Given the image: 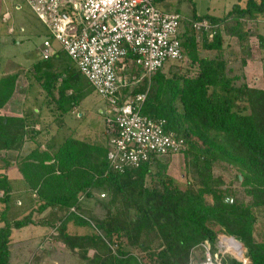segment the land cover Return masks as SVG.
Returning <instances> with one entry per match:
<instances>
[{
    "label": "trees",
    "instance_id": "obj_1",
    "mask_svg": "<svg viewBox=\"0 0 264 264\" xmlns=\"http://www.w3.org/2000/svg\"><path fill=\"white\" fill-rule=\"evenodd\" d=\"M191 17H185L179 38L183 59L198 68L196 73L167 75V62L132 88V94L148 91L143 115L165 120L167 131L184 137L186 188L167 182V165L159 158L124 172L114 170L108 159V128L107 145L73 136L44 141L36 128L42 123L40 112L0 114V151L5 156L28 141L36 145L15 161L3 159L0 168V264H13V232L29 225L54 227L56 240L88 264H190L193 251L204 249L202 243H209L214 255L223 234L240 240L247 258L244 263L230 257L226 264H264V240L255 236L256 211L264 209V88L248 85L245 56L240 63L230 62L226 44V38H236L241 53L248 52L253 25L264 19V0H248L245 7L236 3L221 17L195 9ZM204 19L219 27L213 36L204 32L200 46L191 25ZM259 40L264 44V35ZM46 67L51 69L50 62ZM50 69L44 81L54 93L62 74L51 75ZM18 77V72L0 77V108L13 96ZM69 81L60 84V100L76 104L88 94H83L79 78L68 96ZM58 117L63 124L64 115ZM11 167L26 182L23 197L12 192ZM218 168L231 178L226 180ZM96 192L101 214L83 215L80 195L88 200ZM228 197L232 203L226 202ZM44 212L43 219L34 218ZM71 222L91 228V233L69 232Z\"/></svg>",
    "mask_w": 264,
    "mask_h": 264
},
{
    "label": "built area",
    "instance_id": "obj_2",
    "mask_svg": "<svg viewBox=\"0 0 264 264\" xmlns=\"http://www.w3.org/2000/svg\"><path fill=\"white\" fill-rule=\"evenodd\" d=\"M25 1L49 31L40 49L42 58L53 56L57 42L94 91L108 101L103 113L114 170L124 172L184 149V137L167 131L165 120L143 115L148 91L132 94L144 77L150 78L167 62L183 59L179 37L186 18L181 13L160 9L158 0ZM191 27L201 39L204 32L213 36L219 25L204 19L193 21ZM229 237L221 236L214 255L209 243L201 244L206 254L203 264H223L219 254L225 253L220 249L230 251L224 241ZM235 257L247 263L245 252Z\"/></svg>",
    "mask_w": 264,
    "mask_h": 264
},
{
    "label": "rangeland",
    "instance_id": "obj_3",
    "mask_svg": "<svg viewBox=\"0 0 264 264\" xmlns=\"http://www.w3.org/2000/svg\"><path fill=\"white\" fill-rule=\"evenodd\" d=\"M235 2L236 0H164L158 2V7L169 12L179 11L186 18H192L191 16L195 9L200 15L210 12L208 14L215 13L217 14L216 16H223L224 8L229 9ZM261 20L262 22L256 26L253 25V33L249 38L250 48L246 54H244V51V53H241V47L238 45L236 38H226V44L229 46L227 54L229 55L230 62L240 63L243 56H245L247 64L244 70L246 72L247 83L249 86L257 88H264V46H262L264 44L262 42L260 45L259 40V36L264 35V19ZM224 27L222 25V30H224ZM10 29H13V31ZM47 36H49L47 27L25 0H0V40L6 37V44L2 46V52L0 53V56L4 59L2 63L3 70L12 72L16 69L20 74H23L19 82L20 89L33 81V75H30L31 67H29V62L34 59L41 62L40 49ZM18 41L21 42L18 43ZM199 44L201 46L202 39L199 40ZM54 46L56 48L60 47L55 41ZM58 50L64 51L62 48ZM6 51L10 55L8 57L9 59L5 56L6 54H3ZM12 59H16L19 63H14ZM61 59L66 65L74 66L71 58L63 52ZM48 62H50L51 68L55 67L52 60L44 63L47 64ZM26 67H29L28 71H26ZM197 70L198 68L196 66L190 67V63L186 57L182 60L171 61L163 68V72L167 75L174 74V72H180L182 74L190 72V75H192ZM79 78L82 84L81 89L84 91V94L87 93L88 95L78 108L77 115L73 113V116L67 117L63 124L57 120L59 117L56 116V118L54 117V121L52 120L53 123L41 125L42 127H39V130L43 132V135H47L41 138L44 141L50 138H57L60 142L70 136L83 137L90 140L96 138V141L107 145L106 138H109V136L107 134L103 111L108 101L91 90L92 85L83 74L80 73ZM81 114L82 116H80ZM45 146V144L41 145V148L45 149ZM32 147H35V145ZM185 151L182 150L170 156L160 157L167 165V182L182 189L186 188L188 182ZM5 158L9 160L15 159L14 156H5L0 151V168L4 164L3 159ZM216 172L223 174L226 180L231 178L223 169L218 168ZM96 194L88 200L84 199L83 194L80 195V200L83 205V209L80 212L83 215L91 217V215L101 214V208L98 205L99 192ZM74 209L71 208V210ZM47 214V212L42 214L37 213L34 214V218L40 220L46 217ZM256 215L255 236L258 240H264V209L257 210ZM57 223L60 224V221H57ZM68 227L71 233L80 235L91 233V228L77 225L74 222H71ZM15 234L11 241L13 264L14 262L16 264H88V261L82 259L77 252L67 249L62 242L56 240L58 231L54 227L29 225L19 229ZM221 236L219 237V241ZM19 243H22L21 247L20 245L17 247ZM233 244L232 242L230 246L233 247ZM217 245H219V242ZM203 250L202 248H196L193 251L190 264H203L206 255L205 250ZM220 251L225 253L224 255L219 254L223 264H226L230 257L236 258L232 251L225 252V250L221 249ZM92 253L93 251L90 252V254ZM216 253H218V250Z\"/></svg>",
    "mask_w": 264,
    "mask_h": 264
},
{
    "label": "crops",
    "instance_id": "obj_4",
    "mask_svg": "<svg viewBox=\"0 0 264 264\" xmlns=\"http://www.w3.org/2000/svg\"><path fill=\"white\" fill-rule=\"evenodd\" d=\"M160 1H164V0H158V2ZM218 1V0H217ZM248 0H236V2L234 4H240L242 7H245L246 3ZM224 4V2H223ZM233 4V5H234ZM232 5V6H233ZM231 7H229V9L224 8V14L227 13L229 10H231ZM224 7V5H223ZM19 8V6H18ZM163 10V9H162ZM166 11V10H164ZM210 13V12H208ZM202 15V14H201ZM211 15L216 16L217 14L213 13ZM6 16V15H5ZM221 17V16H218ZM11 31H13V29H10ZM23 31V30H22ZM6 37L2 38V40H0V53L2 52V46L4 44H6ZM17 41V40H16ZM21 41H18V43H20ZM60 46V45H59ZM55 52L53 54V56L50 58V60H52V63L55 65L54 68H47L46 64L40 54V61L39 62L37 59L34 60H30V64L29 67H31L30 69V75H33V81L31 83H29L28 85H22L23 87L20 89V84L19 82L21 81V77L23 76V74H20L18 71L13 70L12 72L10 71H4L3 70V61L4 59L2 58V56H0V77L4 76L6 74H15V73H19V77L17 80V85H16V90L13 94V96L11 97V99L6 103V105L3 108H0V114L5 115V116H9V117H23L24 114H26V110L28 109H33L36 113H41V118H42V123L36 125L37 129H40L39 127H42L41 125L45 124V123H53L52 120H54V117L56 118V116H61L64 115V120H66L67 117H71L73 116V113H76L77 115V111L78 108L80 107L81 103L84 102L86 97H83V99L79 102L72 103L71 98H69L71 100V102L67 101L64 99V101L61 102L60 100V84L63 82L64 79L70 80V86L67 89V95L69 96L70 94H73V85L76 84V82H78L79 80V74L76 72L75 70V66L73 65H66L63 60L61 59V54L62 52L65 53L64 51L58 50L61 49V47L56 48L54 46ZM7 58L10 56L8 55L7 51L6 53H3ZM55 55V56H54ZM9 59V58H8ZM12 61H14V63H19L16 59H12ZM49 61V60H48ZM49 63V62H48ZM47 63V64H48ZM29 67L25 68L26 71L29 70ZM50 69V74H62V77L60 78L61 80H59L60 82H58L55 87L56 90H54V93H50V91L48 92L49 88L48 86V82L44 81L46 80V77L44 74H47L46 71ZM77 73L78 76L74 75V73ZM27 74V73H25ZM41 75H43L44 77H41ZM51 87V86H50ZM18 94V95H17ZM82 94V92H81ZM84 94V92H83ZM84 96V95H82ZM80 97V95L74 96V100L78 99ZM73 107V108H72ZM72 108V109H71ZM71 109V111H69ZM102 113V110H101ZM82 116V114L80 115ZM46 136V135H45ZM43 137V136H42ZM33 145H35V143L33 141H28L25 146L23 147V149H21L20 151H9L7 156L8 157H15V159H11L13 161L19 159L20 156H24L27 155L29 152H31L35 147H32ZM9 160V159H8ZM8 172V176L9 179L11 181V185L13 186V194H17L20 196H25L26 194V189H27V185L25 180L23 179L20 171L17 169V167H11L9 168ZM18 230H14L12 238L16 235L15 233ZM21 247L22 243H19L17 245V247ZM14 264H16V262H14Z\"/></svg>",
    "mask_w": 264,
    "mask_h": 264
},
{
    "label": "bare ground",
    "instance_id": "obj_5",
    "mask_svg": "<svg viewBox=\"0 0 264 264\" xmlns=\"http://www.w3.org/2000/svg\"><path fill=\"white\" fill-rule=\"evenodd\" d=\"M226 243H227V248L230 250V251H232L234 254H237V255H242L244 252H245V250L244 249H240V247H239V245H238V243H236V241H233L230 237L229 238H225V240H224ZM234 243L233 245V247H231L230 246V244L231 243ZM242 248H243V246H241ZM239 253H241V254H239Z\"/></svg>",
    "mask_w": 264,
    "mask_h": 264
},
{
    "label": "water",
    "instance_id": "obj_6",
    "mask_svg": "<svg viewBox=\"0 0 264 264\" xmlns=\"http://www.w3.org/2000/svg\"><path fill=\"white\" fill-rule=\"evenodd\" d=\"M240 178H241V176H240ZM226 202L232 203V202H233V197H228V198H226ZM230 237H231V239H232L233 241H236V243H238L239 247L242 246V243H241L240 240H238L237 238H235V237H233V236H230Z\"/></svg>",
    "mask_w": 264,
    "mask_h": 264
}]
</instances>
